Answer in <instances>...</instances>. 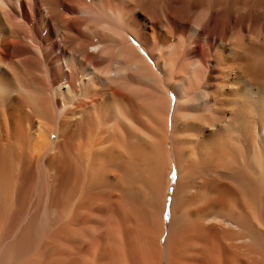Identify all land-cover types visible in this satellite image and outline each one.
<instances>
[{
  "label": "bare ground",
  "instance_id": "1",
  "mask_svg": "<svg viewBox=\"0 0 264 264\" xmlns=\"http://www.w3.org/2000/svg\"><path fill=\"white\" fill-rule=\"evenodd\" d=\"M0 264H264V0H0Z\"/></svg>",
  "mask_w": 264,
  "mask_h": 264
}]
</instances>
